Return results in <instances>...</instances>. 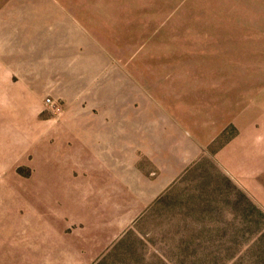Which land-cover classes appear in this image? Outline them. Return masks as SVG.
Masks as SVG:
<instances>
[{"label":"rangeland","instance_id":"rangeland-1","mask_svg":"<svg viewBox=\"0 0 264 264\" xmlns=\"http://www.w3.org/2000/svg\"><path fill=\"white\" fill-rule=\"evenodd\" d=\"M247 108L264 122V0H0V257L264 264V150L244 179L217 157ZM134 168L183 169L150 199Z\"/></svg>","mask_w":264,"mask_h":264},{"label":"crops","instance_id":"crops-1","mask_svg":"<svg viewBox=\"0 0 264 264\" xmlns=\"http://www.w3.org/2000/svg\"><path fill=\"white\" fill-rule=\"evenodd\" d=\"M247 108L242 110L235 118H232V123L237 125L239 127V132L237 136L231 140L228 144L223 146L219 153L217 154V157L219 159V162L229 170V173L231 175L235 176L239 179H244L242 175L249 174L252 172L250 168H253L258 163V158L263 156V150H264V122L262 119L255 120L253 119V113L252 111H248ZM248 111V112H247ZM228 122H225L224 124L228 125ZM245 123V124H244ZM257 123V124H256ZM172 126H169V129L172 130ZM170 130V131H171ZM174 132V130H172ZM141 128L139 131V138L138 141L142 139L141 135ZM181 134V133H180ZM176 134V138L181 139V135ZM184 142L181 141L185 146H188V152H181L180 159L178 161L181 162V160L184 159V161H188L185 158L187 157H194L197 154V148H202L203 145L198 140L192 138V141H185L184 138H182ZM82 140V139H80ZM113 140V139H110ZM212 138H206V140H203V144L205 145L206 142H211ZM136 143V142H134ZM123 145V149H125V145ZM138 147V143L135 144V147ZM86 146H89L86 144ZM109 146V144L106 145V147ZM139 149V147H138ZM192 150V152H191ZM138 151V150H137ZM262 153V154H260ZM149 159H152L151 161L147 160L148 163H153L156 165L157 157H156V150L151 151V154ZM152 157V158H151ZM92 156H89V162L91 161ZM193 161V159L190 160V163ZM183 163V162H181ZM189 163V164H190ZM81 164V162H80ZM84 166V164H83ZM85 169L87 167H84ZM83 167H80V169L85 170ZM181 169H167L166 171H163V173L157 177L150 178L145 173H140V171H137L135 168L134 177L138 178V182H144L145 183V189L147 192V195L150 196V199L152 197L157 196L158 189L166 188L176 176H178L182 171ZM137 173V175H136ZM244 173V174H243ZM148 190V191H147ZM146 202V200H145ZM143 203L137 202V206L130 204L129 208L125 212L127 215H124L122 219H119L116 224V227H119L120 230H124L125 228H128L130 224L135 220V217L143 210ZM120 223V225H118ZM45 248L48 251H45L42 256L43 263L40 259H37V256L34 254H31L28 250V248L25 251H21L22 254L11 253V251H7L5 255L1 254L0 257V264H62V251H60V248L57 247L53 241L48 240L45 242ZM12 254V255H11ZM11 255V256H10ZM65 264H73L72 261H69Z\"/></svg>","mask_w":264,"mask_h":264},{"label":"built area","instance_id":"built-area-1","mask_svg":"<svg viewBox=\"0 0 264 264\" xmlns=\"http://www.w3.org/2000/svg\"><path fill=\"white\" fill-rule=\"evenodd\" d=\"M45 104L48 105V106L53 105V103H52V101H51L50 99H46V100H45ZM54 109H55V111H56L58 114H61V110H60V108L55 107Z\"/></svg>","mask_w":264,"mask_h":264}]
</instances>
